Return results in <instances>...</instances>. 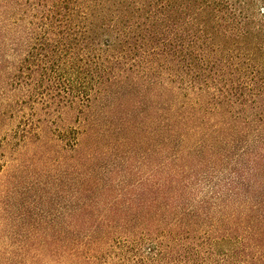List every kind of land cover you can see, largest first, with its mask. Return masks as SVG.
<instances>
[{"label": "trees", "instance_id": "16d2710c", "mask_svg": "<svg viewBox=\"0 0 264 264\" xmlns=\"http://www.w3.org/2000/svg\"><path fill=\"white\" fill-rule=\"evenodd\" d=\"M12 207L43 264H264V0H0Z\"/></svg>", "mask_w": 264, "mask_h": 264}, {"label": "rangeland", "instance_id": "374dc122", "mask_svg": "<svg viewBox=\"0 0 264 264\" xmlns=\"http://www.w3.org/2000/svg\"><path fill=\"white\" fill-rule=\"evenodd\" d=\"M30 200L31 198L26 201ZM19 213L22 212H18L17 207L0 210V264H43L39 252L41 250L38 248L41 235L35 234L36 236L30 241L27 237L28 229L31 230L30 224H38L37 219L39 218L30 215L20 219ZM17 232L23 234L24 237L16 235ZM25 246L33 250L29 255L24 250Z\"/></svg>", "mask_w": 264, "mask_h": 264}]
</instances>
